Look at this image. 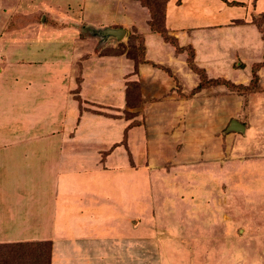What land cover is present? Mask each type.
I'll return each instance as SVG.
<instances>
[{
    "label": "rangeland",
    "instance_id": "1",
    "mask_svg": "<svg viewBox=\"0 0 264 264\" xmlns=\"http://www.w3.org/2000/svg\"><path fill=\"white\" fill-rule=\"evenodd\" d=\"M242 1L239 5L246 9L247 2ZM186 9L183 6L182 12ZM147 13L136 0H0V44L14 46L12 42L19 38L26 46H34L26 53L18 47L0 48V61L3 58L7 65L17 64L18 58L29 59V68L18 73L20 83L8 85L9 76L3 80L7 85H1L4 88L0 96L7 100L0 101V110L10 103L8 98L15 97L9 94L15 86L18 94L20 87L29 84L31 92L42 95L46 89L39 83L55 72L56 84L50 85L49 93H67L64 97L77 105L69 106L68 113H77L78 108L108 119L110 129L119 131L118 143L124 146L131 168L138 171L144 167L147 171L135 175L131 184L113 183L114 188H121L111 201L110 215L115 222L120 218V222L129 224L132 220L135 238L140 239L134 241L127 257L129 263L264 264V145L261 150L252 141L253 113L249 110L247 114L248 104L231 97L223 106L236 116L243 109L244 114L237 119L233 115L218 117L222 104L216 102L210 107L213 117L203 112H183L179 119H160L159 109L151 108L149 103L152 94L159 95L156 87L132 78L137 74L128 67L137 63L139 49L144 45L141 37L150 18ZM47 19L54 23L48 22L49 29L41 24ZM253 21L260 29L264 14ZM67 22L75 23L80 33L72 27L69 32L61 30ZM9 24H19L20 30L6 31ZM95 24L110 28H101L94 36L85 27ZM240 24L224 29L229 35L222 36L230 37L226 39L230 43L243 36L252 55L260 41L258 31L254 25L243 26V20ZM111 28L123 29L125 34L119 40L107 36L106 30ZM210 36L215 43L221 38L217 34ZM67 51L73 55L70 59ZM70 60L72 63L67 64ZM181 77L183 86L188 87L190 78L184 74ZM93 99L108 103H94L90 101ZM231 120L243 123L246 133L228 131ZM3 123L0 119V130ZM5 131L8 130H1L0 135ZM129 141L134 143V151L127 147ZM13 187L9 185L6 192ZM25 243L0 244V264H35V254L42 255L39 264H48L44 256L50 251L49 243ZM122 258L116 254L106 256L105 262L127 261Z\"/></svg>",
    "mask_w": 264,
    "mask_h": 264
},
{
    "label": "crops",
    "instance_id": "2",
    "mask_svg": "<svg viewBox=\"0 0 264 264\" xmlns=\"http://www.w3.org/2000/svg\"><path fill=\"white\" fill-rule=\"evenodd\" d=\"M243 2H166L164 25L167 34L176 40L178 47L191 49L192 64L203 71L208 82L201 89L198 88L201 82L199 75L189 66L187 50L177 53L171 44L152 32L148 25L143 29L141 37L144 40L145 62L136 69L133 63L128 67L134 75L137 74L132 78H140L143 85L151 83L156 87L159 95L148 96L151 108L159 109L160 119H179V114L183 112H203L208 117L212 115L209 114L210 107L215 102L222 104L217 110V116L228 118L233 114L223 104H228L231 97L234 101L248 104L245 107L246 113L251 110L254 119L252 141L263 150L264 39L253 19L264 14V0H246V9L239 5ZM183 6L187 9L182 12ZM181 13L187 15L189 20L186 16L181 17ZM241 20L244 21L243 26L248 23L256 26L258 31L257 38L260 41L252 55V49L249 51V43H245L243 36L232 32V35L240 37L232 43L226 40L228 36H222V33L229 35L224 29L242 25ZM15 26V31L20 30L19 24ZM70 27L75 30L77 25L67 22L61 30L69 32ZM85 28H89L95 36L99 35L96 31L110 27L95 24ZM260 28L264 31V23ZM114 29L118 28L108 30ZM76 30L80 33V30ZM212 34L220 35V40L211 42ZM17 42L13 41L14 46L7 47L0 44V48L14 50L18 47L21 53H26V49L34 47L26 46L19 38ZM67 55L69 59L73 56L69 51ZM1 60L0 89L4 88L2 84L7 85L3 81L6 76H9L8 85L20 83L21 74L18 73L29 68V59L18 58L17 64H12L13 67L5 64L3 58ZM69 62L72 63L70 60L67 64ZM59 65L65 64L55 66ZM54 73L39 83L42 89H46L42 95L31 92L29 84L19 86L21 91L18 94L15 86L9 92L10 95L15 94V97L13 100L8 98L10 103L0 110V119L4 122L1 130H8L0 135V209L3 211L0 215V244L48 242L49 264H106L105 257L110 258L115 254L127 261L107 264H133L128 262L127 257L134 248V241L140 239L135 238L131 219L129 224H124L120 218L115 222L114 216L110 215L111 201L114 195L118 196L121 188L120 185L115 189L113 183L133 182L135 175L141 176L147 171L144 167L138 171L131 168L124 146L118 143L121 139L119 131L110 129L108 119L80 112L78 108L79 112L73 110L68 113L69 106L74 108L77 105L71 98L64 97L67 93H49L50 85L56 84ZM183 74L190 78L186 88L181 81ZM213 81L216 83L211 84ZM238 86L244 89L233 88ZM115 95L118 96L117 93ZM2 100L7 99L0 96ZM61 101L65 102V106ZM90 101L98 103L97 99ZM162 110L165 112L162 113ZM241 113L244 114L243 109ZM240 114L232 117L237 119ZM237 122L244 126L243 133H246L245 125ZM131 142L127 147L134 151V143ZM107 178H110L109 181ZM3 182L5 184H1ZM9 185L15 187L6 192Z\"/></svg>",
    "mask_w": 264,
    "mask_h": 264
},
{
    "label": "trees",
    "instance_id": "3",
    "mask_svg": "<svg viewBox=\"0 0 264 264\" xmlns=\"http://www.w3.org/2000/svg\"><path fill=\"white\" fill-rule=\"evenodd\" d=\"M136 1H139L141 3V5L144 8H146L148 10V12H149L150 20L148 22V26L150 27V30L152 32H155V33L159 34L163 38L164 41H166L167 43L171 44L175 48V51L177 53L183 52L184 49H186V48H180V47H178V44H177L176 40L172 36L168 35L167 32H166V29H165V25H164V8H165V5H166L167 0H162V3L161 2H158L159 0L152 1V3L151 2H148L147 0H136ZM254 1L255 0H253V2ZM233 5H238V4L237 3H233ZM48 22H50L51 24H54L52 21H50V19H47V20L42 21L41 24L44 25V26H47L48 25ZM11 25L12 24H9V27L6 28L7 29L6 31L9 32V31H14L15 30V27L16 26H12L13 27L12 28ZM260 29H261L260 31H261V34H262V38L264 39V31H263L262 28H260ZM186 50H187V53H188V63H189L190 68L193 71H195L199 75V77H200L201 82H200L198 88L201 89L202 87L206 86V84H208V82L205 79V76L203 74V71L197 69L192 64V51H191V49L187 48ZM144 51H145L144 50V47H143V45H141V47L139 49V55H138L137 63H136V61H134V68L135 69L138 67V65H140V64H142V63L145 62V60H144ZM210 83L211 84H215L216 82L213 81V82H210ZM252 83H253V81L251 82V84ZM233 88L238 89V90L239 89H244V88H241L239 86L238 87H233ZM244 105H246V103H244ZM24 244H26V243H24ZM31 244L37 245V243H34V242L31 243ZM46 244L43 243L41 245L42 246L43 245L46 246ZM38 245H40V244H38ZM34 254H35V252H34ZM34 256H35V264H39L40 263V260H42V255L41 254H35ZM49 261H50V251L47 253V256L46 257L44 256V262H48V264H49Z\"/></svg>",
    "mask_w": 264,
    "mask_h": 264
},
{
    "label": "water",
    "instance_id": "4",
    "mask_svg": "<svg viewBox=\"0 0 264 264\" xmlns=\"http://www.w3.org/2000/svg\"><path fill=\"white\" fill-rule=\"evenodd\" d=\"M106 31H107L106 32L107 35H111L118 40L122 38V36L125 34V31L123 29H114V30H106ZM228 130L232 132H243L244 126L239 124L237 121L232 120L229 124Z\"/></svg>",
    "mask_w": 264,
    "mask_h": 264
}]
</instances>
